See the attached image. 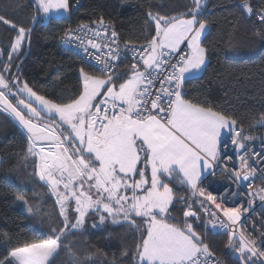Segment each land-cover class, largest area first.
<instances>
[{
    "label": "snow or ice",
    "instance_id": "1",
    "mask_svg": "<svg viewBox=\"0 0 264 264\" xmlns=\"http://www.w3.org/2000/svg\"><path fill=\"white\" fill-rule=\"evenodd\" d=\"M33 5L44 16L67 13L73 7L70 0H33ZM195 5L187 18L148 13L147 21L155 24V35L145 45L131 46L136 62L118 89L115 82L125 73H117L113 67L121 58L117 32L113 28L108 37L109 26L102 17L90 25H78L79 32L94 36L101 35L97 29H104L107 43L89 40L95 52L84 46V54L96 61L95 67L108 74L100 78L79 69L82 89L67 103H56L38 95L26 81L21 86L18 74L12 79L14 54L22 51L30 29L0 15V24L15 32L3 69L8 77L0 75V110L14 116L33 145L37 144L34 138L39 139V154L46 152V145L52 146L37 164V175L41 181L48 182L57 197L63 224V227L57 224L46 240L12 248L0 259V264H52L62 238L71 230L83 228L91 212L101 210L113 218V223H120L121 218L129 222L133 216L146 218L147 234L137 246L140 264H209L213 255L209 245L197 233L195 224L188 223L199 219L193 205L184 210L183 225L167 222L171 218L170 206L177 202L169 186L170 179L181 176V183L195 191L201 178L219 164L221 137L225 138V147L230 137L237 151L245 147L238 141L248 137L238 131L235 119L184 98L183 82L188 74L200 70L206 59L201 41L206 22L198 20L201 0H195ZM240 7L249 16H257L264 39V8L254 10L251 0H243ZM73 31L77 30H68L69 38ZM183 43L187 52L181 54ZM129 47L126 43L124 51ZM156 82L159 88H154ZM12 98H16L15 104ZM44 117L48 123H42ZM241 159L243 167L244 158ZM250 175H244L241 183ZM61 184L64 192L58 190ZM70 198L75 201L74 209L70 207ZM214 199L211 192L206 197L209 202ZM197 203L203 206L202 201ZM215 207L219 209L220 205ZM222 211L233 225L241 218L236 207H224ZM107 217L100 215V222L105 223ZM219 228L227 229L228 224L221 220ZM261 244L264 245V237ZM234 246V242L230 243V247ZM235 251L239 264H264V247L258 249L243 232L240 247Z\"/></svg>",
    "mask_w": 264,
    "mask_h": 264
},
{
    "label": "trees",
    "instance_id": "2",
    "mask_svg": "<svg viewBox=\"0 0 264 264\" xmlns=\"http://www.w3.org/2000/svg\"><path fill=\"white\" fill-rule=\"evenodd\" d=\"M242 1L207 0L199 9L198 20L202 19L207 26L201 39L206 49V63L201 74L187 78L182 88L186 100L235 119L241 128H264L261 124L264 121L262 26L255 16L247 18L244 15L239 5ZM251 2L256 11L264 8V0ZM70 3L73 7L79 6L72 7L67 16H50L44 21L33 0H0V15L30 29L22 51L14 54L12 76L18 74L20 81H26L38 95L56 103H67L69 98L79 95L82 89L79 69L103 76L59 43L67 28L90 25L102 17L122 41L147 44L155 35V24L147 21L149 12L168 18H187L189 11L196 7L195 0H70ZM14 36L15 32L0 24V73L6 78L8 73L3 69L9 59L10 39ZM129 69L128 65L117 69V73L125 75L115 82L116 86L128 77ZM12 102L16 103L15 98ZM29 141L15 119L0 110V259L12 248L50 238L57 224L63 227L55 201L57 197L39 179L37 160ZM169 186L177 202L170 206L168 213L174 219L167 222L183 225V212L192 204L199 219L188 223L195 224V230L209 245L212 254L223 255L225 264H238L229 258L237 246L224 252L226 238L213 232L208 217L191 197V189L181 183L179 176L170 179ZM21 201L28 209L23 208ZM70 201L74 209L73 199ZM100 215L107 217L103 210L93 211L87 215L83 228L71 230L62 238L52 264H140L137 246L144 236L142 225L138 224L141 218L133 216L130 219L137 225L123 222L122 218L120 223L114 224L112 217L101 223ZM71 218L75 220L74 213ZM94 224L98 226L93 227Z\"/></svg>",
    "mask_w": 264,
    "mask_h": 264
},
{
    "label": "built area",
    "instance_id": "3",
    "mask_svg": "<svg viewBox=\"0 0 264 264\" xmlns=\"http://www.w3.org/2000/svg\"><path fill=\"white\" fill-rule=\"evenodd\" d=\"M243 2V1H242ZM240 2L239 5L242 4ZM75 5L73 8L75 9ZM208 7L205 8L207 11ZM242 9V8H241ZM243 10V9H242ZM244 15L249 18L256 15H251L244 11ZM202 15V18L204 16ZM202 21V19H200ZM108 25L107 36L110 37L112 27ZM88 25V24H85ZM68 30H77L72 32V38L67 36ZM101 32L100 36H94L91 33L79 32L78 26L67 28L59 38V43L65 48L73 51L77 56L86 64L90 65L101 75L107 76L108 73L101 72L98 67H95L96 61L90 56L84 54V46H88L89 40H95L97 43H107V38L103 35L104 29H97ZM119 45L121 49V58L118 64H114V70L117 71L121 65L132 66L136 62L135 53L128 42L122 41L119 37ZM129 44L130 47L127 51H124L125 44ZM181 54L187 52V47L182 45L179 49ZM175 61H173L174 63ZM140 70L143 71L142 62L140 63ZM159 82H156L154 88H159ZM238 131H242L243 137L248 139H241L240 143L245 145L244 149L237 151L231 144V138H227V146L222 140L219 145L220 161L217 167L211 170L202 180L198 182L197 189L194 191L191 189L190 195L194 201H202L203 206L199 204L202 212L208 217L209 224L213 232L223 235L226 238V245L224 252L229 251L230 243L234 242L237 248L240 247V233L243 232L247 240L254 241L255 246L260 249L264 247L261 244V237H264V128L257 127L252 129H245L237 126ZM30 142V141H29ZM30 145L32 143L30 142ZM244 158V166L241 167L242 159ZM237 173L239 176H237ZM251 173L249 179L243 183L244 175ZM251 185V187H249ZM200 189H203V195H200ZM211 192L214 196V202L206 200L207 195ZM219 204L220 208L217 209L215 205ZM224 207H236L241 213V218L233 225L227 218L223 216ZM207 209V211H205ZM247 209V211H245ZM193 211H195L192 208ZM215 213V215H212ZM223 220L228 224L227 229L219 228L220 221ZM215 225V229L212 227ZM234 233V236L232 235ZM264 259V257H262ZM213 261H218L219 264H225L223 255H212V259L209 260V264H213Z\"/></svg>",
    "mask_w": 264,
    "mask_h": 264
},
{
    "label": "rangeland",
    "instance_id": "4",
    "mask_svg": "<svg viewBox=\"0 0 264 264\" xmlns=\"http://www.w3.org/2000/svg\"><path fill=\"white\" fill-rule=\"evenodd\" d=\"M207 3V0H201V7L199 8V9H201L202 7H204L205 6V4ZM68 13L69 12H67V13H64V12H53V13H51L50 15H48V16H44L43 14V19H44V21H47V19L50 17V16H56V17H58V16H67L68 15ZM206 60V59H205ZM0 75H2L1 73H0ZM90 75H93V74H90ZM15 76H16V74H14V76H12V79H15ZM95 76H97V77H100V78H106L105 76H99V75H95ZM128 78V77H127ZM126 78V79H127ZM22 84H23V82H21V86H22ZM118 86L119 85H117L116 87H117V89H118ZM13 91H15V88H13ZM104 91H106V89H104ZM15 100H16V98H15ZM35 106V105H34ZM34 122H35V120H34ZM42 123H48V120H47V117H44V121H42ZM67 134V133H66ZM30 146V149H31V151H32V154L35 156V158H36V160H37V164H39V163H41L42 162V159H41V157L43 156V155H46L47 154V152L49 151V150H52V146L51 145H46V152L44 153V154H39V145H29ZM211 172V171H210ZM209 172V173H210ZM208 173V174H209ZM148 174H149V181H150V176H151V173H150V170H148ZM179 178L180 179H182V177L181 176H179ZM45 182V184L47 185V187H48V190L50 191V193L52 194V190H51V188H50V186H49V184H48V182L45 180L44 181ZM60 191L61 192H64L65 190H64V188H63V184H61L60 185ZM94 191V190H93ZM68 193H66L65 192V195H67ZM121 194H124L123 192L121 193ZM129 195L131 194V193H128ZM53 195V194H52ZM93 198L95 199V196H93ZM55 199V198H54ZM55 201H57V199H55ZM106 202V201H105ZM16 205V204H15ZM21 205L23 206V208H27L28 209V207H27V205H26V203L24 202V201H21ZM56 205H57V207H58V210H59V205L57 204V202H56ZM73 206H75L76 207V205H75V201H74V199H73ZM145 220H146V218H141L138 222H141V223H138V224H141L142 225V228H143V230H144V236H146V234H147V232H146V229H147V224L145 223ZM129 223H132L133 225H137V223L134 221H130ZM114 224H116V223H114ZM138 259H139V257H138Z\"/></svg>",
    "mask_w": 264,
    "mask_h": 264
},
{
    "label": "crops",
    "instance_id": "5",
    "mask_svg": "<svg viewBox=\"0 0 264 264\" xmlns=\"http://www.w3.org/2000/svg\"><path fill=\"white\" fill-rule=\"evenodd\" d=\"M199 25L197 24V27H198ZM206 30H207V26H206ZM206 30L202 33V36H201V39H202V37L204 36V34H205V32H206ZM182 45H186V43H183ZM181 45V46H182ZM180 46V47H181ZM186 47H187V45H186ZM205 63H206V60H205ZM205 65V64H204ZM204 65H202V67H201V69L200 70H197V71H194V72H192L191 74H188V76H187V78H190V77H194V76H197V75H199V74H201V72H202V70H203V68H204ZM261 124H263L264 125V121H262L261 122ZM224 139V137H221V141ZM208 174V173H207ZM206 174V175H207ZM205 175V176H206ZM205 176H203L202 178H201V180L205 177ZM187 185V184H186ZM188 186V185H187ZM189 187V186H188ZM190 188V187H189ZM191 189V188H190Z\"/></svg>",
    "mask_w": 264,
    "mask_h": 264
},
{
    "label": "water",
    "instance_id": "6",
    "mask_svg": "<svg viewBox=\"0 0 264 264\" xmlns=\"http://www.w3.org/2000/svg\"><path fill=\"white\" fill-rule=\"evenodd\" d=\"M11 116H12V115H11ZM12 117L14 118V116H12ZM14 119H15V118H14ZM15 121H16V119H15ZM16 122H17V121H16ZM17 124L19 125L18 122H17ZM19 127H20V128L26 133V135H27L28 138H29V134L27 133V131H26L25 129H23L22 126L19 125ZM34 139L37 140V145H39V139H38V138H34ZM236 257H237V253H236V251L231 252V254H230V256H229L230 260L235 261V262H237V263L239 264V261H238V259H237Z\"/></svg>",
    "mask_w": 264,
    "mask_h": 264
}]
</instances>
